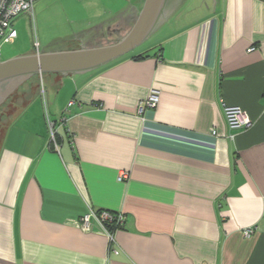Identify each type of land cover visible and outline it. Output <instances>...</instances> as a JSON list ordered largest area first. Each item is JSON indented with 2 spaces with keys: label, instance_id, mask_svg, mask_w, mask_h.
Returning <instances> with one entry per match:
<instances>
[{
  "label": "crops",
  "instance_id": "1",
  "mask_svg": "<svg viewBox=\"0 0 264 264\" xmlns=\"http://www.w3.org/2000/svg\"><path fill=\"white\" fill-rule=\"evenodd\" d=\"M142 3L109 0L43 51L117 40ZM188 15L142 52L34 78L49 98L38 87L0 145V264H264V0H199ZM224 105L252 125L230 129ZM62 116L53 141L47 120ZM89 210L122 226L85 231Z\"/></svg>",
  "mask_w": 264,
  "mask_h": 264
},
{
  "label": "rangeland",
  "instance_id": "2",
  "mask_svg": "<svg viewBox=\"0 0 264 264\" xmlns=\"http://www.w3.org/2000/svg\"><path fill=\"white\" fill-rule=\"evenodd\" d=\"M108 1L35 0L32 15L20 13L13 18L12 24L17 31V37L13 43L2 45L0 60L21 54L43 51L55 43H63L69 38H74L81 30L91 29L101 19L96 17L97 13L107 10L105 7H107ZM133 2H136V0H118L119 4H116L117 6L115 7L120 6L126 8ZM198 3L199 0H182V3L177 6L175 11L170 16H167L163 23L161 22L159 24L141 46H137L122 56L127 57L142 52L170 30L189 22V19L193 17H190L188 13H191L194 6ZM109 13L103 12L104 16L102 18L107 17ZM84 39L86 41L90 40L89 37H85ZM36 42L39 44L38 48L36 47ZM42 76L46 75L43 74ZM29 78L24 80L0 104V145L7 125L18 115L19 109L28 101L34 92L35 81ZM43 80L45 81V79ZM39 88L43 93V97L48 99L51 91L46 90V84L41 81Z\"/></svg>",
  "mask_w": 264,
  "mask_h": 264
},
{
  "label": "water",
  "instance_id": "3",
  "mask_svg": "<svg viewBox=\"0 0 264 264\" xmlns=\"http://www.w3.org/2000/svg\"><path fill=\"white\" fill-rule=\"evenodd\" d=\"M166 0H143L130 29L117 40L74 49H56L17 55L0 60V104L24 80L33 75L57 73L62 75L83 73L121 57L139 46L161 20Z\"/></svg>",
  "mask_w": 264,
  "mask_h": 264
},
{
  "label": "built area",
  "instance_id": "4",
  "mask_svg": "<svg viewBox=\"0 0 264 264\" xmlns=\"http://www.w3.org/2000/svg\"><path fill=\"white\" fill-rule=\"evenodd\" d=\"M34 2L35 0H0V55L2 45L6 43H13L17 37V31L12 24L13 18L18 16L20 13L32 15ZM35 44L38 48V42ZM252 49L253 48H250L249 50ZM43 99L45 98L43 97ZM158 99V92L153 89L146 98L145 105L148 107H154L157 104ZM71 104L72 102H69L68 106ZM141 109L142 107L140 106V110ZM224 114L228 126L232 130H239L252 125V122L238 106L224 105ZM66 121L67 118L65 116L61 117L59 124H56V122L52 120H47L50 138L53 141H55L57 127L64 125ZM127 178L128 174L124 171H121L118 175V180ZM91 219H94L101 229L105 231L108 236H110V238L112 237V232L109 231L107 226L113 225L115 226V229H118L123 223L122 213H116L107 210H89L81 217V227L83 230L89 231L91 229ZM252 232V228H246L243 231L245 236H250Z\"/></svg>",
  "mask_w": 264,
  "mask_h": 264
},
{
  "label": "flooded vegetation",
  "instance_id": "5",
  "mask_svg": "<svg viewBox=\"0 0 264 264\" xmlns=\"http://www.w3.org/2000/svg\"><path fill=\"white\" fill-rule=\"evenodd\" d=\"M181 0H166L163 11H162V15H161V20L174 8L176 7ZM6 85H0V90L5 87Z\"/></svg>",
  "mask_w": 264,
  "mask_h": 264
},
{
  "label": "trees",
  "instance_id": "6",
  "mask_svg": "<svg viewBox=\"0 0 264 264\" xmlns=\"http://www.w3.org/2000/svg\"><path fill=\"white\" fill-rule=\"evenodd\" d=\"M36 76H37V75H33V76H31V78H29V79H30V80H33ZM33 81H34V80H33ZM38 87H39V84L35 83L34 92L38 89ZM34 92L32 93V95L34 94ZM30 97H31V96H30ZM29 99H30V98H29ZM29 99H28V100H29ZM26 103H27V102H26ZM26 103H25V104H26ZM25 104H24V105H25ZM24 105H23V106H24ZM1 141H2V140H1ZM121 226H122V225H121ZM121 226H119V228H120ZM107 227H108V229H109L110 232H113L114 229H115V226H113V225H108Z\"/></svg>",
  "mask_w": 264,
  "mask_h": 264
}]
</instances>
